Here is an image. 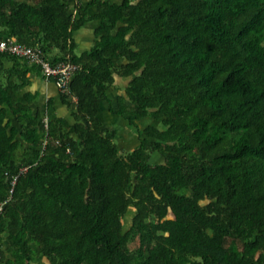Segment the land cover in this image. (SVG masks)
I'll return each instance as SVG.
<instances>
[{
	"label": "trees",
	"instance_id": "obj_1",
	"mask_svg": "<svg viewBox=\"0 0 264 264\" xmlns=\"http://www.w3.org/2000/svg\"><path fill=\"white\" fill-rule=\"evenodd\" d=\"M0 38L76 67L69 121L0 52V264H264V0H0Z\"/></svg>",
	"mask_w": 264,
	"mask_h": 264
},
{
	"label": "crops",
	"instance_id": "obj_2",
	"mask_svg": "<svg viewBox=\"0 0 264 264\" xmlns=\"http://www.w3.org/2000/svg\"><path fill=\"white\" fill-rule=\"evenodd\" d=\"M111 2L118 3L121 0H110ZM83 3H88L89 0H81ZM94 11V10H91ZM97 26V23L90 22L86 24L82 29L78 30L74 34V39L76 43V51L78 53L88 51L94 43V35L93 31L95 27ZM129 80L128 79H121L118 77H115V84L117 87L124 88ZM32 86H34V90L32 92L38 93V101L34 104V106L40 107L43 111V106L47 99L53 98L54 100V106H55V116L57 117H63L67 120L71 121L70 119V113L66 110L64 106H62L59 102V90L57 87L48 80H41L39 78H34L32 80ZM123 94L122 90L115 91L111 96V104L113 108H116V96ZM103 111L105 116L109 119H107L106 122H104L102 119V128L105 129H116L118 130L117 134V145L119 149L122 150H130L137 146L138 140L137 136L135 135L132 137L131 130L127 124L126 119L121 118L120 116H117L108 110V106L106 104H101L98 110V115H100V112ZM146 126V125H145ZM144 126V127H145ZM133 142V143H132ZM134 144L131 148H126L127 145Z\"/></svg>",
	"mask_w": 264,
	"mask_h": 264
},
{
	"label": "built area",
	"instance_id": "obj_3",
	"mask_svg": "<svg viewBox=\"0 0 264 264\" xmlns=\"http://www.w3.org/2000/svg\"><path fill=\"white\" fill-rule=\"evenodd\" d=\"M0 52H6L18 58L23 57L28 60L29 64L38 65L44 78L48 79L52 77L55 79L54 84L60 91L66 89L67 83L70 81L76 70V67L69 63H61L52 66L48 61L44 60L43 55L39 50L30 49L7 38H0Z\"/></svg>",
	"mask_w": 264,
	"mask_h": 264
},
{
	"label": "rangeland",
	"instance_id": "obj_4",
	"mask_svg": "<svg viewBox=\"0 0 264 264\" xmlns=\"http://www.w3.org/2000/svg\"><path fill=\"white\" fill-rule=\"evenodd\" d=\"M27 90H29V91H33L34 90V86H30V87H28L27 88ZM105 114L106 113H104L103 111H101L100 112V115L101 116H99V118H101L104 122H106L107 121V119H109L108 118V116L106 117L105 116ZM152 125V124H155V125H157V126H159V124L158 123H156V122H153L151 119H143V120H141V121H138V123H137V125H138V127H139V129L141 130L145 125ZM17 127H18V125H17ZM130 128V130L132 131L131 132V135H132V137L134 136V138H135V135H136V129L135 128H133V127H129ZM133 143V142H132ZM133 145L134 144H130V145H127L126 146V148L128 149V148H131V147H133ZM162 161V159L161 158H159V156H153L152 157V163H158V162H161ZM130 216H131V214L129 213L127 216H126V218L124 219V225H125V228L127 227V226H129V223H130Z\"/></svg>",
	"mask_w": 264,
	"mask_h": 264
}]
</instances>
